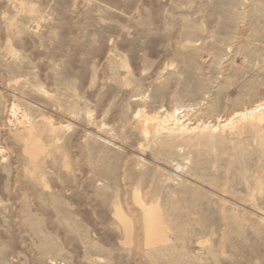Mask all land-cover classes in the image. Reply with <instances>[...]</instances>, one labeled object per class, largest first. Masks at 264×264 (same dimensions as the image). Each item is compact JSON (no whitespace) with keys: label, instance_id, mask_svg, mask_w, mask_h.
I'll use <instances>...</instances> for the list:
<instances>
[{"label":"rangeland","instance_id":"1","mask_svg":"<svg viewBox=\"0 0 264 264\" xmlns=\"http://www.w3.org/2000/svg\"><path fill=\"white\" fill-rule=\"evenodd\" d=\"M260 104L264 0H0V264H264Z\"/></svg>","mask_w":264,"mask_h":264},{"label":"bare ground","instance_id":"2","mask_svg":"<svg viewBox=\"0 0 264 264\" xmlns=\"http://www.w3.org/2000/svg\"><path fill=\"white\" fill-rule=\"evenodd\" d=\"M261 107L264 108V104H260L257 107L251 109L248 112V114L257 113V111ZM242 115L245 116L247 114L242 113ZM159 118H160L159 115H157V116H154L152 118H149V120L154 121V122H158L159 125H162V130H167L169 128V125L174 126V128H176L178 130H184L186 128H189V127H186V125L182 121L181 117L178 116V113H176V111L167 113L166 118L163 119V120H160ZM195 128H199V126H197ZM147 225H148L149 231H151L153 233H156L157 232V230H158V223L156 222V220L154 218L148 219Z\"/></svg>","mask_w":264,"mask_h":264}]
</instances>
